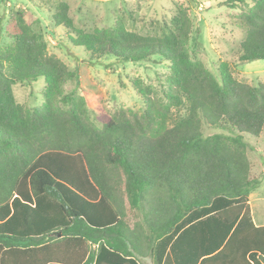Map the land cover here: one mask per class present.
I'll return each mask as SVG.
<instances>
[{
  "label": "trees",
  "instance_id": "1",
  "mask_svg": "<svg viewBox=\"0 0 264 264\" xmlns=\"http://www.w3.org/2000/svg\"><path fill=\"white\" fill-rule=\"evenodd\" d=\"M219 4L240 8L239 62L264 59V0ZM67 10L61 4L52 20L70 30ZM191 32L181 10L157 36L119 22L67 33L91 62H169L165 103L136 86L142 114L98 115L77 92L78 69L48 52L23 12L9 16L10 42L0 45V264H264V225L249 203L264 171L254 173L248 141L264 131V81L237 80L224 63L208 70L187 51ZM39 77L41 105L19 103L12 86Z\"/></svg>",
  "mask_w": 264,
  "mask_h": 264
},
{
  "label": "rangeland",
  "instance_id": "2",
  "mask_svg": "<svg viewBox=\"0 0 264 264\" xmlns=\"http://www.w3.org/2000/svg\"><path fill=\"white\" fill-rule=\"evenodd\" d=\"M221 0H0V45L10 42L5 33L9 16L21 11L33 27L38 26L50 54L60 58L70 70L78 69L77 92L85 98L88 107L98 115H112L118 110L145 109L144 100L137 94L136 86L159 103H165L163 91L170 74L169 62L152 59L124 62L113 57H103L97 62L89 60V53L82 47L70 44L67 33L90 32L107 28L116 22L127 30L141 35H160L166 26L172 27L181 10H186L192 20V32L186 44L194 60H201L208 70L217 73L220 64L227 65L237 80L252 85L264 81V59L241 63L238 60L239 43L243 29L237 23L240 8L230 9L219 4ZM68 7L72 29L56 25L52 14L61 4ZM135 84V85H134ZM71 87L68 85L67 88ZM44 78L25 80L12 86L16 100L27 107H37L43 102ZM181 115L183 109H170ZM255 145L250 154L253 171L260 174L264 164V131L256 139L248 138ZM257 145V146H256ZM252 220L264 225V180L249 195ZM144 264H151L146 258Z\"/></svg>",
  "mask_w": 264,
  "mask_h": 264
},
{
  "label": "crops",
  "instance_id": "3",
  "mask_svg": "<svg viewBox=\"0 0 264 264\" xmlns=\"http://www.w3.org/2000/svg\"><path fill=\"white\" fill-rule=\"evenodd\" d=\"M149 259H150V258H149ZM145 260H146V259H145ZM145 260H144V261H145ZM150 261H151V259H150ZM143 264H144V263H143ZM151 264H152V261H151Z\"/></svg>",
  "mask_w": 264,
  "mask_h": 264
}]
</instances>
